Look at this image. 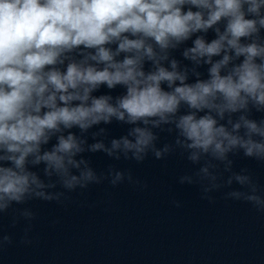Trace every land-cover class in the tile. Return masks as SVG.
<instances>
[{
    "label": "clouds",
    "instance_id": "obj_1",
    "mask_svg": "<svg viewBox=\"0 0 264 264\" xmlns=\"http://www.w3.org/2000/svg\"><path fill=\"white\" fill-rule=\"evenodd\" d=\"M97 153L179 155L191 167L177 183L264 213L255 172L235 167L264 165V0H0V220L24 223L20 243L32 201L147 187L115 164L98 171ZM13 243L0 227V250Z\"/></svg>",
    "mask_w": 264,
    "mask_h": 264
},
{
    "label": "water",
    "instance_id": "obj_2",
    "mask_svg": "<svg viewBox=\"0 0 264 264\" xmlns=\"http://www.w3.org/2000/svg\"><path fill=\"white\" fill-rule=\"evenodd\" d=\"M111 133L119 136L123 129L113 125ZM168 139L161 133V143ZM91 159L98 171L109 164L130 169L147 187L105 183L71 193L62 205L30 202L37 213L32 242L20 243L24 223L12 227L5 216L0 227L14 243L0 250V264H264V213L224 199L223 191L213 193L215 202L209 203L198 186L177 183L191 167L179 155L165 161L150 156L142 164L111 161L102 153ZM235 160L237 170H253L264 187V165Z\"/></svg>",
    "mask_w": 264,
    "mask_h": 264
}]
</instances>
